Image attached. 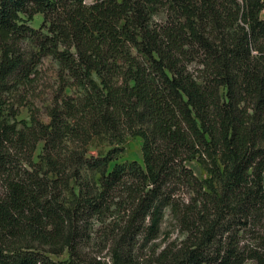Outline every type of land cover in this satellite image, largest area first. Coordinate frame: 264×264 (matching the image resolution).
<instances>
[{"label": "trees", "instance_id": "obj_1", "mask_svg": "<svg viewBox=\"0 0 264 264\" xmlns=\"http://www.w3.org/2000/svg\"><path fill=\"white\" fill-rule=\"evenodd\" d=\"M262 11L0 0V264H100L91 221L113 210L111 264H264ZM47 61V121L16 119L8 96ZM136 136L142 162L110 166ZM166 216L177 237L144 259Z\"/></svg>", "mask_w": 264, "mask_h": 264}, {"label": "rangeland", "instance_id": "obj_2", "mask_svg": "<svg viewBox=\"0 0 264 264\" xmlns=\"http://www.w3.org/2000/svg\"><path fill=\"white\" fill-rule=\"evenodd\" d=\"M260 16L264 18V11L260 13ZM41 14H35L30 25L33 28H38L41 22ZM54 66L50 62H45L43 67L38 68L37 72L30 75L28 82L20 84L14 87V90L8 96L7 104L13 105L14 111L17 113L16 119H24L26 122L30 120V115L33 113L42 121H47L46 109L48 104L53 100L56 95V84L54 79ZM95 149H91L89 153H94ZM126 160H141V139L140 137H128L124 143V151L120 157L110 163V166L114 162H124ZM186 164L191 167L193 172L199 176L204 177L205 173L197 164L196 161H188ZM123 214L117 211L107 212L105 215H101V218L93 219L91 238L92 243L101 246V251L95 253L96 258L100 261V264H111L107 256V248L104 245L107 244L105 238V231L110 228L112 223L121 222ZM120 218V219H119ZM118 219V220H117ZM115 221V222H114ZM174 223L165 217L164 222L161 225V230L158 237L150 241L146 246H143L139 253L145 258H150L153 251L158 252L169 241L177 237L178 231L173 226ZM170 233V234H169ZM167 234L170 236L167 238ZM139 243L142 242V235L138 236ZM64 255H62L63 257ZM244 264H254L252 260H246Z\"/></svg>", "mask_w": 264, "mask_h": 264}]
</instances>
